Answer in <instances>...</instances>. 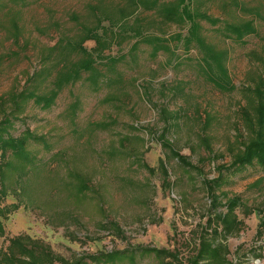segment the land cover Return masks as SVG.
Masks as SVG:
<instances>
[{"label":"rangeland","instance_id":"obj_1","mask_svg":"<svg viewBox=\"0 0 264 264\" xmlns=\"http://www.w3.org/2000/svg\"><path fill=\"white\" fill-rule=\"evenodd\" d=\"M238 2L264 16L263 0ZM90 3L113 10L127 5L126 0H28L20 14L18 40L10 36L16 34L12 27L7 32L0 26V98L12 89L20 90L27 75L40 69L42 49L61 40H77L79 24L94 27L93 38L106 40L98 45L87 41L77 56L65 51L64 81L68 83L83 68H94L117 82L94 92L87 81L89 73L82 72L79 81L61 90L51 111L31 106L24 124V128L54 134L55 152L71 160L77 171L90 175L89 187L101 196L104 213L96 210L95 199L72 219L48 218L11 191L4 195V209H0V264H20L22 256L17 255V261L9 259L7 239L22 234L41 241L68 262L100 252L164 248L176 252L185 264L211 217L205 182L218 176L219 166L231 162L230 147L237 139L244 141L248 136L243 116L245 110L253 114L251 103L256 106L258 102L254 89L260 85L258 78L264 77V61H260L264 60V22L254 12H239L242 21L254 18L257 29L241 45L214 33L219 25L230 22L217 0H181L180 24H168L155 13L140 11L126 19L123 27L107 20L97 25L88 15ZM199 14L217 18L220 24L213 26L198 18ZM156 46L165 50L152 57ZM223 51L227 56L220 60L217 52ZM111 94L118 101L109 102ZM74 103L78 106L73 122L68 108ZM162 110L176 117L165 120ZM112 120L109 131L93 127ZM131 126L144 145H135L137 152L129 155H108L122 149L121 140L132 132ZM165 142L195 169H184ZM52 163L56 166L57 159ZM244 174L248 176L234 178V185L223 189L228 198L239 196L249 211L245 215L243 207L236 209L244 225L226 242L229 258L233 264H264V257L252 258V251L264 245L260 226L264 171L252 167ZM257 180L261 181L255 186ZM112 222L119 226L120 235ZM135 264L157 263L137 259Z\"/></svg>","mask_w":264,"mask_h":264},{"label":"trees","instance_id":"obj_2","mask_svg":"<svg viewBox=\"0 0 264 264\" xmlns=\"http://www.w3.org/2000/svg\"><path fill=\"white\" fill-rule=\"evenodd\" d=\"M217 1L221 2V8L228 15L230 22L224 23L222 26L219 25L214 33L241 45H244L245 38L257 34L255 19L242 21L237 14L239 12H254L256 18L264 22V16L259 10H248L245 6L240 5L238 0ZM180 2L181 0H178L177 3L167 4L165 0H126L125 8L116 6L114 10L103 9L97 4L90 3L88 4V15L94 17L97 25H101L104 20H107L110 25L123 27L126 19L134 18L137 12L141 11L155 13L165 23L180 24L183 23L179 8ZM27 5L28 0H0V14H3V18H0V26L4 27L7 32H10L12 29L9 27H12L16 34L10 36L14 40H18L22 33L19 19L21 11ZM76 18L75 15L74 19ZM198 18L208 21L213 26L220 24L217 18L204 14H199ZM77 29V40L69 42L61 40L51 48L42 49L40 69L32 75H27L26 82L20 90L12 89L0 98V209H4L1 207L2 200L5 199L4 195L14 191V193L25 197L34 209L46 214L48 218L72 219L76 217V212H81L84 207L88 206L90 200L94 201L95 199L98 202L95 205L96 210L102 215L104 213L103 203L100 201L101 196L89 187L90 175L77 171L71 160L65 159V157L61 158V154L55 152L54 134L24 128L26 113L31 106L43 112L51 111L61 90L70 83L79 81L82 78V72L89 73L87 81L94 92H98L103 86L109 87L111 83L117 82V80L103 77L102 71L94 68L84 70L83 68L76 72L73 79L65 83L66 76L62 70L64 66L63 53L68 51V53L77 56L84 49L83 45L87 41H93L97 45L103 41L106 42V40L93 38L96 32L94 27L79 24ZM198 29H200L199 25ZM161 49L165 50L160 46L154 47L152 57ZM217 53L220 60L227 56L226 51ZM260 61L264 60L260 59ZM258 79L260 85L254 89V94L258 99L257 105L254 106L251 103L253 114L245 110L243 116L248 136L244 141L237 139L233 148L230 147V151L233 153L231 162L228 165L219 166L217 168L218 176L205 182L211 200L209 208L211 217L206 220L202 233L197 237V242H195L190 256L185 260V264H233L229 258L231 252L226 242L243 229V220L238 218L236 209L239 206L243 207L245 215H248L249 211L239 196L228 198V194L223 189L234 185V178L248 176L244 174L248 168L257 167L264 171V77L260 76ZM107 100L116 102L118 98L116 94H111ZM77 106L78 103H74L68 108L70 121L74 122ZM161 113L165 120L176 117L175 114L166 110H162ZM114 122L112 120L109 124L101 123L93 127L95 130L105 132L110 130V126ZM206 124H210L209 118ZM21 128L24 129L21 130ZM130 129L132 132L121 140L122 149L108 155H129L137 152L135 145H144L145 140L136 134V127L131 126ZM124 143L127 147L123 145ZM203 144L208 149V143L205 141ZM164 146L184 169H195L169 142H165ZM54 159H57L56 166H53L52 163ZM163 173L166 175V170ZM260 181L257 180L254 185L257 186ZM221 198L225 199L224 203ZM58 209H61V212H58ZM110 224L117 235L122 233L117 224L113 222ZM260 226L264 230V220ZM7 241L9 259L17 261V255L22 256L18 260L20 264L24 259H27L26 264H135L137 259H150L157 264H184L176 252L164 248H136L108 253L100 252L68 262L52 254L49 247L28 235H18L7 239ZM25 256L27 258H24ZM263 257L264 245L258 250L252 251L253 259H262Z\"/></svg>","mask_w":264,"mask_h":264}]
</instances>
